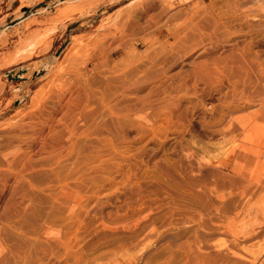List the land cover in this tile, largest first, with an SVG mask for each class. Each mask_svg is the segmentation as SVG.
Masks as SVG:
<instances>
[{
	"label": "rangeland",
	"instance_id": "rangeland-1",
	"mask_svg": "<svg viewBox=\"0 0 264 264\" xmlns=\"http://www.w3.org/2000/svg\"><path fill=\"white\" fill-rule=\"evenodd\" d=\"M0 264H264V0H0Z\"/></svg>",
	"mask_w": 264,
	"mask_h": 264
},
{
	"label": "bare ground",
	"instance_id": "bare-ground-1",
	"mask_svg": "<svg viewBox=\"0 0 264 264\" xmlns=\"http://www.w3.org/2000/svg\"><path fill=\"white\" fill-rule=\"evenodd\" d=\"M12 35V34H11Z\"/></svg>",
	"mask_w": 264,
	"mask_h": 264
}]
</instances>
